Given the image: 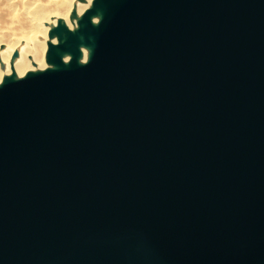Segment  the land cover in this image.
<instances>
[{"label":"water","instance_id":"obj_1","mask_svg":"<svg viewBox=\"0 0 264 264\" xmlns=\"http://www.w3.org/2000/svg\"><path fill=\"white\" fill-rule=\"evenodd\" d=\"M68 19L0 80V264H264V0Z\"/></svg>","mask_w":264,"mask_h":264},{"label":"bare ground","instance_id":"obj_2","mask_svg":"<svg viewBox=\"0 0 264 264\" xmlns=\"http://www.w3.org/2000/svg\"><path fill=\"white\" fill-rule=\"evenodd\" d=\"M90 0H0V80L10 73L23 75L45 67L43 55L49 26L61 20L69 29L71 10L79 15ZM94 21V19H93ZM54 42V40H50ZM16 58L11 60V54ZM86 52L82 51V60Z\"/></svg>","mask_w":264,"mask_h":264}]
</instances>
